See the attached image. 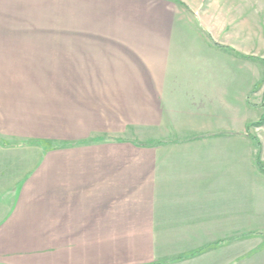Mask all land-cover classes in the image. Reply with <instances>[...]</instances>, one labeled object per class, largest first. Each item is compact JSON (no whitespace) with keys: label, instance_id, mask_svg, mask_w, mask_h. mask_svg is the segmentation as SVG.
Listing matches in <instances>:
<instances>
[{"label":"crops","instance_id":"0c3cea01","mask_svg":"<svg viewBox=\"0 0 264 264\" xmlns=\"http://www.w3.org/2000/svg\"><path fill=\"white\" fill-rule=\"evenodd\" d=\"M210 3L0 0V264H264V85Z\"/></svg>","mask_w":264,"mask_h":264},{"label":"rangeland","instance_id":"374dc122","mask_svg":"<svg viewBox=\"0 0 264 264\" xmlns=\"http://www.w3.org/2000/svg\"><path fill=\"white\" fill-rule=\"evenodd\" d=\"M204 1L207 2V4L208 2L211 3L207 6L209 14L206 13L204 15H201L200 23L204 26H206V23L209 24L212 37L213 35L214 37L219 36L220 30L223 29V32H221L222 37L218 38L217 43L211 41L209 45L211 47H218L219 49L222 48L227 51H233L235 53V58L238 59L235 60V63H241L239 65H243L245 67L248 66V75L244 74L243 76H246V78H250L251 85L256 81L254 86L255 91L253 93L258 92L264 85V0ZM201 11H204V7ZM205 17H207L206 21ZM225 23H227V26L225 25ZM223 25L226 26V29H224L225 27H223ZM219 57L223 58L225 57V55L219 54ZM251 105L264 107V95L261 98L258 97L257 99L251 97ZM262 111L263 113L259 112L260 117H258V119L249 126L253 134L256 130L264 125V120L259 124L260 119L264 117V110ZM251 116L254 115H250V119L252 120ZM255 116L257 115L255 114ZM258 138L260 139V136H258ZM151 145H155V143H151ZM262 168L264 169L263 166ZM261 173L264 174V172ZM182 234L184 233H179L177 231L166 232L164 234L156 233L157 244L159 241L160 243L163 242L164 245H172V247L164 248L157 246V251L162 253L161 255L163 256L159 257L157 259V262H154L153 264H174L175 262H171V260L185 256L179 253H188L192 250V248H189L191 247L189 246V244L181 246L177 243V237ZM187 234L189 233H185V235ZM191 234H194L195 236V234L197 235L198 233ZM204 234L206 233H201V235ZM221 234L223 235L224 233ZM237 234L239 233H235V235ZM218 238H220V236H218ZM251 246L254 247L256 246V244L251 243ZM233 250L235 251L233 255L236 256L240 255L241 252L245 250V248L237 245L233 248ZM220 251L221 250H219L220 254L217 256V264H224L225 259L231 256L225 254L224 251ZM257 263L258 262H255L254 260V262L247 264ZM206 264H210L209 260H207Z\"/></svg>","mask_w":264,"mask_h":264},{"label":"trees","instance_id":"16d2710c","mask_svg":"<svg viewBox=\"0 0 264 264\" xmlns=\"http://www.w3.org/2000/svg\"><path fill=\"white\" fill-rule=\"evenodd\" d=\"M263 120H264V117H262V118L260 119L259 124L262 123ZM256 162H257V165H258L259 170H260L261 172H264V169L262 168V166H261V164H260V162H259L258 159H257ZM217 244H219V243H217ZM199 253H201V251H198V252L193 253V254H189V255H185V256L179 257V258H177V259L171 260V262H178V261H180V260L188 259V258L194 257L195 254H199ZM169 262H170V261H169Z\"/></svg>","mask_w":264,"mask_h":264}]
</instances>
